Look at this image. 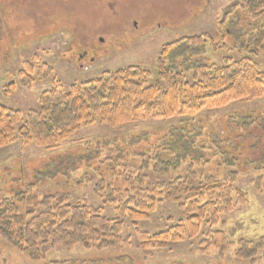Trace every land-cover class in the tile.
<instances>
[{
    "label": "rangeland",
    "instance_id": "1",
    "mask_svg": "<svg viewBox=\"0 0 264 264\" xmlns=\"http://www.w3.org/2000/svg\"><path fill=\"white\" fill-rule=\"evenodd\" d=\"M234 0H0V104L20 111L25 117L39 109L42 93L54 88L69 91L74 84L98 79L105 72L139 66L153 73L164 47L193 36H210L217 42V24ZM220 42V41H219ZM221 44V43H220ZM231 51L206 47L192 60L221 65L224 58H250L264 70V55L252 57L227 43ZM45 63L53 74L30 87H17L5 95V87L17 81L24 63ZM184 67L180 68L183 71ZM191 79V76H188ZM169 134L171 142L189 149L183 165L170 175L140 169L148 149ZM182 137V138H180ZM183 137L190 143L183 142ZM190 146L192 148H190ZM195 150V151H193ZM198 158V160H197ZM190 164L199 175L226 179L238 174L236 189L246 194L239 205L213 230L223 231L229 242H252L264 237V191L255 182L264 176V97L234 102L204 110L194 118L174 117L136 121L117 127L97 122L82 127L58 148L46 149L19 138L0 149V197L11 198L35 185L29 193L41 196L69 195L71 203H88L102 208L113 219L114 207L104 204L105 188L115 191L118 202L126 189L145 176L144 187L170 183L185 177ZM181 218L174 202L163 200L144 222L124 221L123 238L131 246L114 250L57 247L42 262H33L0 237V264H217L215 249L207 254L200 244L210 231L204 226L195 239L184 238L165 248L144 249L136 230L153 234L165 231ZM237 246L224 254V263L239 264ZM243 264H264V251Z\"/></svg>",
    "mask_w": 264,
    "mask_h": 264
},
{
    "label": "trees",
    "instance_id": "2",
    "mask_svg": "<svg viewBox=\"0 0 264 264\" xmlns=\"http://www.w3.org/2000/svg\"><path fill=\"white\" fill-rule=\"evenodd\" d=\"M217 33L220 42L210 36H193L166 45L158 59L157 80L152 85H148L153 76L151 71L131 66L74 84L67 92L58 88L44 92L39 109L29 111L25 117L20 111L0 104V149L18 138L24 143L55 149L82 127L97 122L117 127L147 118H194L204 110L264 97V70L250 58H224L221 65L192 60L206 47L231 51L233 47L227 44L231 41L242 53L252 57L264 55V0H234L218 22ZM182 66L184 69L180 71ZM52 74L53 67L49 64L25 62L17 81L8 84L4 93L10 95L18 85L30 87ZM172 135L158 140L147 155H141L145 160L140 169L167 176L182 167L185 158L182 152L189 149L182 142H171ZM182 141L190 143L184 137ZM237 177L233 171L224 180L204 178L190 164L185 177L144 187L146 177L140 174L137 180L142 189L136 190L132 181V188L123 191L121 202L115 198L117 191L100 184L95 193L99 197L105 188L109 189L104 204L114 207L113 219L102 208L71 203L69 195L29 193L35 187L29 185L26 191L11 198L0 197V237L33 262L44 261L57 247L69 251L78 246L98 251L128 248L131 243L123 238L124 221L133 224L147 221L157 205L167 200L177 205L181 218L165 231L150 234L136 230L144 249L165 248L181 243L186 237L195 239L207 226L210 231L200 244L201 253L215 249L221 261L217 264H227L223 262L224 254L236 245L235 259L243 264L254 261L264 251V237L257 242L241 239L234 244L223 231L213 230L221 224L223 216L246 203V194L234 187ZM255 188L264 191V176L255 182Z\"/></svg>",
    "mask_w": 264,
    "mask_h": 264
}]
</instances>
